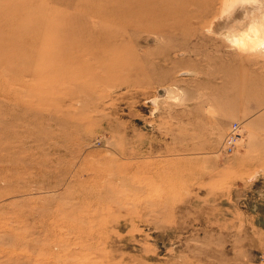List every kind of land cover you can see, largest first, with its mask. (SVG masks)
<instances>
[{"label":"rangeland","instance_id":"374dc122","mask_svg":"<svg viewBox=\"0 0 264 264\" xmlns=\"http://www.w3.org/2000/svg\"><path fill=\"white\" fill-rule=\"evenodd\" d=\"M170 3L0 0V264H264V53L210 30L264 0Z\"/></svg>","mask_w":264,"mask_h":264},{"label":"bare ground","instance_id":"6f19581e","mask_svg":"<svg viewBox=\"0 0 264 264\" xmlns=\"http://www.w3.org/2000/svg\"><path fill=\"white\" fill-rule=\"evenodd\" d=\"M158 5H160L164 12H167L172 8L170 0H160L159 2L157 0H119V4L114 12L115 14H101L99 17L102 20H117V26L120 31L126 28H138L140 25H145V27H147L146 29L162 33L170 26L178 29L183 26L184 23L187 25L189 21L186 17L189 15L191 18H195L197 16L196 12L188 14L186 13V9H184L179 18L176 16H169L166 18L160 11L158 13ZM202 6L205 5L197 4L196 7L198 8L196 9L198 14L199 11H203L205 9V7ZM244 13L245 15L243 19L237 22L234 21V19L226 20L223 24L221 22H217L210 30L217 34H224L234 48L235 46L237 49L239 48L241 50L255 48L262 41H264V9L261 12ZM15 15L16 13L13 10L9 11V9H7L5 11H0V16L3 18L11 19ZM89 41L90 40L85 41L84 44L87 50H89L88 47H90V45L94 44ZM107 41V39H103L100 42L98 41V46L104 47L107 45ZM10 42L13 43V45L17 44L15 40H10ZM73 47L75 48V46Z\"/></svg>","mask_w":264,"mask_h":264},{"label":"built area","instance_id":"2783aa9c","mask_svg":"<svg viewBox=\"0 0 264 264\" xmlns=\"http://www.w3.org/2000/svg\"><path fill=\"white\" fill-rule=\"evenodd\" d=\"M238 131V125L234 123L231 127L230 133L228 134L225 143L226 146L229 150L232 149L233 145L235 144V139H236V132Z\"/></svg>","mask_w":264,"mask_h":264},{"label":"clouds","instance_id":"9594fccd","mask_svg":"<svg viewBox=\"0 0 264 264\" xmlns=\"http://www.w3.org/2000/svg\"><path fill=\"white\" fill-rule=\"evenodd\" d=\"M228 42V41H226ZM239 50V49H238ZM242 51L243 54H257V53H264V41H262L257 47L251 48V49H244V50H239Z\"/></svg>","mask_w":264,"mask_h":264}]
</instances>
